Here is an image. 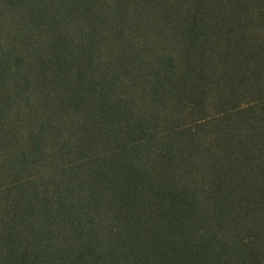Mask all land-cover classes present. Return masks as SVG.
Here are the masks:
<instances>
[{
  "label": "trees",
  "instance_id": "obj_1",
  "mask_svg": "<svg viewBox=\"0 0 264 264\" xmlns=\"http://www.w3.org/2000/svg\"><path fill=\"white\" fill-rule=\"evenodd\" d=\"M0 264H264V0H0Z\"/></svg>",
  "mask_w": 264,
  "mask_h": 264
}]
</instances>
